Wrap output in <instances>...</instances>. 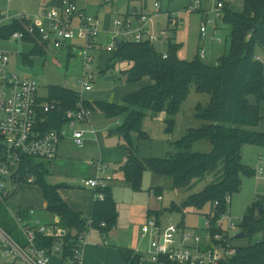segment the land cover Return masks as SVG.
<instances>
[{"label": "trees", "instance_id": "1", "mask_svg": "<svg viewBox=\"0 0 264 264\" xmlns=\"http://www.w3.org/2000/svg\"><path fill=\"white\" fill-rule=\"evenodd\" d=\"M131 1L147 3V0ZM219 1H223L220 20L230 26L231 45L229 53L223 55L217 65L203 61L200 55L191 60L182 59L178 54L181 43L170 42L166 50L168 56L164 57L162 52L149 43L123 42L112 53H108L109 63L106 61L105 65L97 66L101 68L100 73L110 70L120 61H126L129 66L121 71V75L127 83L141 82L146 78L151 83L137 92L127 94L120 103L83 100L87 107L101 110L109 118L122 120L117 133L125 139L127 159L121 170L124 180L133 190H142L143 176L148 169L161 177L172 178L173 188L178 190H190L207 174L212 175L211 179H215L213 182L188 195L181 206L173 204L170 207L172 211L186 208L205 211L210 218L213 214L212 234L221 231L215 225L221 215L229 210L230 204L226 197L239 192L244 177H251L256 172L243 161V147L246 144L264 146V132L254 130L264 119L261 109L264 102V62L257 59V55L264 53V0H242L240 7L235 4V0ZM23 29V23L17 20L2 25L0 39H10L15 31ZM26 41H32L34 47L30 53L23 55V61L32 64L30 56L41 54L43 49L32 37L26 38ZM192 84H195L197 92L207 93L211 97L206 106L198 104L196 114L209 123L199 128H190L176 141L177 148L183 150L166 157L140 158L133 134L138 140L149 138L143 130V121L147 116L155 118L162 112L166 113L165 132L172 134L175 117L187 99ZM251 97L255 98V102ZM41 101H50L56 106L51 112L38 110L37 126L42 132H47L66 125L65 113L69 109H76L79 94L69 87L51 85L48 97L41 98ZM201 140L212 143L210 152L190 150ZM45 161L29 159V173L35 176L34 183L41 186L46 201L45 210L54 218L52 222L68 231L63 239L66 243L64 245L73 244L80 234L90 228L107 235L117 225L118 218L117 201L111 186L101 189L104 198L96 199L92 213L85 215L74 210L63 199L60 189L64 185L47 182L50 162ZM21 180L27 183L25 171ZM162 192V188H155L157 195L161 196ZM259 195L256 194V199L242 216L240 226L247 233L246 236L264 231V203L262 199H257ZM20 214L27 219L29 210L21 208ZM156 215L160 219V215ZM57 217L60 218L58 221L55 219ZM102 223L106 226L103 227ZM0 225L24 242L17 224L1 202ZM180 225L184 226L183 223ZM252 225L254 229L248 232ZM55 243V238L40 237L41 246L52 247ZM120 254L125 264L142 262V255L132 248H122ZM166 264L173 263L167 261ZM223 264H264V239L246 246H236L234 256Z\"/></svg>", "mask_w": 264, "mask_h": 264}, {"label": "rangeland", "instance_id": "2", "mask_svg": "<svg viewBox=\"0 0 264 264\" xmlns=\"http://www.w3.org/2000/svg\"><path fill=\"white\" fill-rule=\"evenodd\" d=\"M156 1L147 0V3H145L144 1L131 0H77V3L85 9L86 13L98 16L106 27L112 29V22L115 19H124L127 11H154ZM235 1V4L240 7L242 0ZM160 2L164 11L181 10L179 16H181L183 22L180 23L179 21L173 39L170 41L172 44L181 43L182 46L178 54L182 59L191 60L199 55L200 50L204 49L206 57L202 60L217 65L219 59L229 53L231 37L228 24L218 20L219 27L217 29L213 28V23L209 24L208 36L203 39L200 33L202 11L188 14L185 10H182L189 4L190 0H162ZM203 6L211 8L213 5L205 0ZM211 16H215V14ZM159 20L163 21L165 17L161 15ZM7 21L6 18L0 17L1 26ZM33 47L32 41L13 40L12 38L0 39V50L8 52L10 55L9 67L21 75L34 78L39 85V96L43 99L48 97L51 85H59L77 90L79 100H108L120 103L127 94L137 92L143 86L151 83L148 78L137 83H127L126 78L121 75V71L129 66V62L120 61L115 67L104 73L102 72V74L100 73L101 68H95L96 78L92 83L93 90L83 91L80 80L83 78L84 64L79 52H76V57L71 59L66 50L48 45L45 46L41 54L30 56L32 64L24 62L23 55L30 53ZM167 49L168 46L165 44L157 45V50L160 52ZM262 54L264 55L263 52ZM94 55L96 57L95 64L105 65L106 61L109 63L108 57L110 56H108V53L94 51ZM210 98L207 93L197 92L195 84H192L187 99L175 117L176 123L172 134L164 132L166 126L164 121L166 118L165 112L160 113L154 119H144L143 130L151 138L138 140L137 136L133 134V140L139 148V157L142 159L152 156L166 157L170 153L183 150L177 148L176 141L180 140L190 128H199L209 123L198 118L196 114L198 104L206 106L210 102ZM251 100L255 102L254 97H251ZM261 109L264 115V102L261 104ZM97 111L98 109L93 110L89 121L78 126L86 130L84 147L79 148L75 145L72 140L73 131H70L61 144L60 156L52 163L54 167L53 170L50 168L51 175L46 178L50 184L67 183L73 185L65 188L63 195L74 199L78 198L81 201H85L89 197L94 198L95 194L102 193L101 189H89L85 186V180L103 175H111L114 179V185L111 188L118 206L117 225L108 232V237L104 240V233L94 229L95 231L89 240L98 241L100 245L90 243L85 246L83 264H125L120 254L122 248H132L141 254V264H155L146 252L150 246V238H143L141 235L142 226L146 223L148 215H160L163 228L169 224L183 223L192 233L207 236L205 211H198L194 208L172 211L170 207L173 204L181 206L188 195L202 190L207 184L213 182L215 179H211L212 175L207 174L203 180L190 190H178L173 188L172 178L161 177L148 169L143 176L142 190H133L128 182L125 180L122 182L121 165L127 155L125 139L120 134L114 133L120 123L117 126V119L108 118L104 113L94 114ZM94 127L99 131L98 137L88 132H91ZM254 130L264 132V119L257 127H254ZM190 150L210 152L212 143L209 140H201L196 142ZM242 154L243 161L256 171L260 166V157H264V146L246 144L243 147ZM45 162L47 163V161ZM101 166L106 167L105 172L101 171ZM243 180L242 189L232 195L227 214H222L217 221L216 225L219 226L215 227L221 229L219 231L221 233H223L222 227L226 228L229 221L227 218L223 219L225 214L239 225L240 219L256 199V194H261L264 203V173L257 175L255 172L253 176H246ZM157 187L163 189L162 200L155 193ZM13 202L11 207L8 208L13 220V214L16 212L15 206L20 203L35 207L36 217L41 218L44 222L51 221V215L44 207L46 201L40 185L25 183L16 191ZM221 219H223V223H218ZM241 231V226H238L230 232L235 246H246L264 239V231L242 238H234Z\"/></svg>", "mask_w": 264, "mask_h": 264}, {"label": "built area", "instance_id": "3", "mask_svg": "<svg viewBox=\"0 0 264 264\" xmlns=\"http://www.w3.org/2000/svg\"><path fill=\"white\" fill-rule=\"evenodd\" d=\"M204 1L192 0L182 9L188 14L202 11L200 33L203 39L208 36L209 24L213 23V28L217 29L223 8V1L207 0L212 3L211 8H205ZM180 12L181 10L164 11L161 2L156 1L154 11L126 12L124 19H115L112 22L113 28L110 29L98 16L81 9L76 0H57V4L44 11L41 16L18 13L14 20L23 23L24 29L15 31L10 38L26 41V38L32 37L43 50L48 45L64 49L71 59L79 52L84 64L80 83L82 90L89 92L93 90L92 83L96 78L94 69L98 66L95 64L94 51L112 53L118 47L116 39H120L121 43H149L156 48L158 44L168 46L179 21L183 22ZM212 14L215 16H211ZM161 15L165 20H159ZM162 53L164 57L168 56L167 51ZM199 55L202 59L205 58L206 51L200 50ZM257 59L264 62L261 54L257 55ZM9 64V53L0 50V202L7 209L11 207V198L17 187L25 184L21 180L23 172H26L28 184H34L36 180L29 173L28 160L42 159L51 163L57 158L60 146L70 131H73L72 140L75 145L84 147L86 130L78 126L87 123L93 114V109L80 99L76 109L66 111L65 126L42 132L37 126L38 110L51 112L56 106L50 101H41L37 81L15 72ZM91 132L97 134L95 128ZM100 169L105 172L106 167L101 166ZM263 173L264 157L261 156L256 174ZM112 179L111 175H103L89 178L84 184L88 188L100 190L107 187ZM103 198V193L97 194L96 199ZM159 199H163L162 195ZM231 199V196L226 197L228 204H231ZM257 199H261V195ZM35 214V209L29 210L27 219L21 216L20 209L13 214L24 242L0 225V264H82L83 250L92 228L80 234L73 244L65 246L63 239L68 233L67 229L53 222L46 223ZM226 214L223 219L229 220L228 225L226 228L222 227L223 233L215 234L210 232L214 225L210 217L205 215L207 236L192 233L180 224H169L163 228L161 218L150 215L142 226V237L150 238L147 253L151 261L155 264H166L167 261L173 264L225 263L236 253L230 232L242 222L241 218L238 225ZM223 219L218 223H223ZM102 226L105 227L106 224L102 223ZM40 237L55 238L56 243L52 247L41 246ZM66 251H70V254L66 255Z\"/></svg>", "mask_w": 264, "mask_h": 264}, {"label": "crops", "instance_id": "4", "mask_svg": "<svg viewBox=\"0 0 264 264\" xmlns=\"http://www.w3.org/2000/svg\"><path fill=\"white\" fill-rule=\"evenodd\" d=\"M77 2V0H76ZM57 4V0H0V17L2 18H6L8 21L3 23L2 25H5V24H9L10 22H12L14 20V18L17 16L18 13H26L30 16H41L43 14L44 11L48 10V9H51L53 8L55 5ZM78 4V3H77ZM79 6V5H78ZM80 7V6H79ZM81 8V7H80ZM136 8V7H135ZM83 10H85L84 8H81ZM145 11V10H144ZM150 11V10H149ZM128 12V11H127ZM1 26V25H0ZM219 27V23L217 22V28ZM163 45V44H161ZM96 113H103L101 110H98L97 112H95L94 114ZM109 118V117H108ZM147 118H150V119H154V118H151L149 116H147L145 119ZM116 119V118H115ZM121 123V119H117V126L118 124ZM95 128V127H94ZM166 128V126H165ZM96 129V128H95ZM97 130V134L95 135L96 137H98V129ZM90 134L92 132L88 131ZM164 132H165V129H164ZM115 134H118L117 133V129L115 130L114 132ZM166 133V132H165ZM86 134V133H85ZM93 134V133H92ZM167 134V133H166ZM149 135V134H148ZM149 138H151L149 136ZM61 148V146H60ZM83 148V147H82ZM60 151V150H59ZM60 156V152L57 156V158ZM56 158V159H57ZM56 159H54L53 161H55ZM126 159H127V155H126ZM126 159L124 161V163L126 162ZM53 161L50 163V168L53 170V167L52 166V163ZM124 163L122 165H124ZM121 165V167H122ZM122 172V170H121ZM123 174V172H122ZM51 175V173H50ZM49 176V175H48ZM124 182V176H123V181ZM116 183V182H115ZM24 184H21L19 187H17V189L15 190V193L16 191L18 190V188H20L21 186H23ZM60 185H64L61 189H60V193H61V196L63 197V199L68 202V204L74 209V210H77L85 215L87 214H91L92 211H93V207H94V202L97 198V194H95L94 198L92 197H89L88 199H86L85 201H81L79 200L78 198H70V197H66L63 195V191L65 188L67 187H71L73 185L71 184H67V183H64V184H60ZM114 185V179H112L110 182H109V186H113ZM89 189H92V188H89ZM77 192H82V191H77ZM15 193L13 194L12 198H11V204L13 202V198H14V195ZM163 193V192H162ZM14 203V202H13ZM44 207L46 208V202L44 204ZM21 208H24V209H27V210H30V209H35V207H32V206H27V205H22V204H17L15 206V211L17 212L19 209ZM152 210V209H151ZM36 214H37V211H36ZM35 214V215H36ZM205 215V213H204ZM149 217V215H148ZM56 220H58V217L55 218ZM54 221V218L51 216V221L52 222ZM49 222V223H50ZM185 226V225H184ZM186 227V226H185ZM187 228V227H186ZM95 230L92 229L89 233V236H88V241L86 243L87 244H96L97 246H99L100 244H98V241H90L89 239L92 237L93 235V232ZM92 232V233H91ZM142 235V234H141ZM101 236V234H100ZM102 237V236H101ZM108 237V233L105 237H103V240ZM106 243V242H105ZM85 245V246H86ZM85 248V247H84ZM138 248V247H137ZM139 249V248H138ZM147 252V251H146ZM83 256H84V250H83ZM83 264V262H82Z\"/></svg>", "mask_w": 264, "mask_h": 264}, {"label": "water", "instance_id": "5", "mask_svg": "<svg viewBox=\"0 0 264 264\" xmlns=\"http://www.w3.org/2000/svg\"><path fill=\"white\" fill-rule=\"evenodd\" d=\"M116 43L117 45H120L121 44V40L120 39H116ZM60 218L58 217V220ZM254 229V225H252L249 229H248V232H251L252 230ZM246 232L245 231H241V232H238L236 235H235V238H242V237H245L246 236Z\"/></svg>", "mask_w": 264, "mask_h": 264}]
</instances>
